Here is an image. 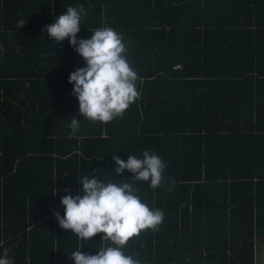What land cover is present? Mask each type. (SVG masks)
I'll return each mask as SVG.
<instances>
[{
	"label": "trees",
	"instance_id": "1",
	"mask_svg": "<svg viewBox=\"0 0 264 264\" xmlns=\"http://www.w3.org/2000/svg\"><path fill=\"white\" fill-rule=\"evenodd\" d=\"M77 5L87 12L77 39L113 28L139 77V99L107 124L84 119L72 95L68 76L83 58L42 31ZM73 117L80 129L69 138ZM144 150L166 168L160 187L137 181V194L165 217L125 254L141 264H255L264 252V0H0V256L8 248L10 264H74L79 247L94 255L110 245L103 233L78 239L54 212L63 217L64 195H83L84 176L131 183L111 156Z\"/></svg>",
	"mask_w": 264,
	"mask_h": 264
},
{
	"label": "clouds",
	"instance_id": "2",
	"mask_svg": "<svg viewBox=\"0 0 264 264\" xmlns=\"http://www.w3.org/2000/svg\"><path fill=\"white\" fill-rule=\"evenodd\" d=\"M87 15L83 5L68 6L53 23L42 31L54 42L68 39L70 46L83 58L86 66L76 69L68 76L73 85L72 95L78 101L79 114L92 122L107 124L114 118L122 117L129 106L139 99L136 84L137 72L128 62L127 47L123 36L111 27L92 30L91 38L77 39L82 18ZM26 23L21 19L17 27ZM69 138L80 129V120L70 118ZM115 162L112 169L121 175L125 169L133 174L132 182H108L96 177H82L83 195L66 194L61 198L64 215L54 212L62 229L71 230L78 239L88 241L98 233L102 240L110 242L101 247L96 254H85L79 249L70 253L74 264H141V261L126 255L124 246L139 236L142 231H157L165 214L156 207H149L137 194V181L149 182L151 189L162 185L166 164L154 151L144 150L142 158L130 155L127 161L118 155L111 156ZM108 174V173H106ZM118 181V180H115ZM169 191L174 181L169 178ZM67 191V190H66ZM9 249L4 248L0 264H10Z\"/></svg>",
	"mask_w": 264,
	"mask_h": 264
},
{
	"label": "rangeland",
	"instance_id": "3",
	"mask_svg": "<svg viewBox=\"0 0 264 264\" xmlns=\"http://www.w3.org/2000/svg\"><path fill=\"white\" fill-rule=\"evenodd\" d=\"M255 264H264V252H262V254H259V255L256 256Z\"/></svg>",
	"mask_w": 264,
	"mask_h": 264
}]
</instances>
